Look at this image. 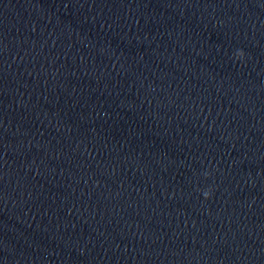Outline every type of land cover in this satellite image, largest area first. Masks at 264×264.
<instances>
[{"label":"clouds","instance_id":"clouds-1","mask_svg":"<svg viewBox=\"0 0 264 264\" xmlns=\"http://www.w3.org/2000/svg\"><path fill=\"white\" fill-rule=\"evenodd\" d=\"M235 57H236V59H238V60H243L244 57H245V52H244L242 49H238V50H236V52H235ZM204 175L207 176V175H209V173L205 172ZM202 195H203L204 199H209V198H211V196H212V189L209 188V189H207V190H203V191H202Z\"/></svg>","mask_w":264,"mask_h":264}]
</instances>
